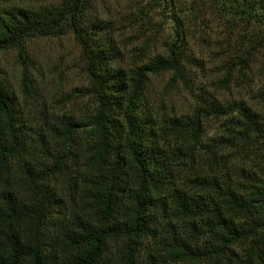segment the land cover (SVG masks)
Masks as SVG:
<instances>
[{"label":"trees","instance_id":"obj_1","mask_svg":"<svg viewBox=\"0 0 264 264\" xmlns=\"http://www.w3.org/2000/svg\"><path fill=\"white\" fill-rule=\"evenodd\" d=\"M86 1L62 0L57 16L69 19L80 44L94 112L85 121L60 118L52 124L60 145L55 160H24L13 186L6 175L22 156L24 141L15 101L0 79V264H139L142 240L155 235L162 218L178 225L164 226L159 246L142 264H264V181L250 174L223 179L215 170L228 159L218 160L215 148L206 150L207 170L176 169L193 162L208 116H229L238 127L218 140L220 146L264 144L258 112L242 101L214 100L183 119L146 109L149 75L172 71L170 81L184 80L181 19L163 0L173 32L167 55L124 69L116 65L118 49L83 22ZM233 1L246 21L264 20V0ZM13 10L0 7V51L16 46L21 57L24 39L45 22ZM22 75L23 89L30 91L25 65ZM80 127L87 137L82 166L66 176L62 191L57 175L69 167L63 156L71 153Z\"/></svg>","mask_w":264,"mask_h":264},{"label":"rangeland","instance_id":"obj_2","mask_svg":"<svg viewBox=\"0 0 264 264\" xmlns=\"http://www.w3.org/2000/svg\"><path fill=\"white\" fill-rule=\"evenodd\" d=\"M170 3L184 28V80L170 81L172 71L149 75L143 98L146 109L162 118L183 119L210 100L222 105L242 101L264 121V20L246 21L239 12L240 4L233 0ZM61 4L62 0H0L1 8H20L45 22L43 29L24 39L21 57L16 46L0 51V79L15 101L24 141L22 156L11 161L6 175L11 186L17 166L24 160L48 165L55 160L60 145L51 132L52 124L57 125L60 118L85 121L95 109L80 44L69 19L57 16ZM162 4L163 0H87L83 22L118 49L116 65L127 69L167 55L173 32ZM23 65L32 79L30 91L22 86ZM229 120V116L204 118L193 162L176 169L182 166V174L207 170L206 150L215 148L218 160L228 159L225 167L218 165L215 170L223 179L237 181L250 174L255 181H264L263 143L251 148L218 144L220 138L238 130ZM83 128L75 134L71 153L63 156L69 167L57 175L62 191L66 176L82 166L87 140ZM170 223L178 225L175 220L162 218L155 235L142 240L139 264L159 246L160 233Z\"/></svg>","mask_w":264,"mask_h":264}]
</instances>
